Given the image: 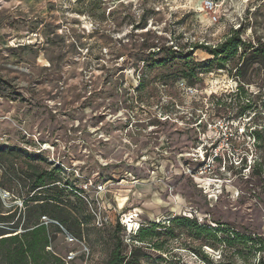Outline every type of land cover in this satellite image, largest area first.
<instances>
[{"label":"rangeland","instance_id":"rangeland-1","mask_svg":"<svg viewBox=\"0 0 264 264\" xmlns=\"http://www.w3.org/2000/svg\"><path fill=\"white\" fill-rule=\"evenodd\" d=\"M210 1L0 0V211L25 210L19 167L59 168L97 227L61 226L66 264H108L119 237L130 253L175 217L264 239V0ZM236 30V56L203 48ZM154 241L144 264H259L189 228Z\"/></svg>","mask_w":264,"mask_h":264},{"label":"trees","instance_id":"trees-1","mask_svg":"<svg viewBox=\"0 0 264 264\" xmlns=\"http://www.w3.org/2000/svg\"><path fill=\"white\" fill-rule=\"evenodd\" d=\"M241 45L245 44L239 30H236L222 45L214 49L208 46L203 48L209 50V53L215 57L223 55L234 57ZM256 50V52L262 51ZM254 63H258V61L255 60ZM250 128L253 129L251 135L255 142L259 141L264 126L254 122ZM233 142L234 140H231V147L236 149ZM216 147L217 143L212 145L211 149ZM6 151L9 149L0 147V158L6 157L9 160L10 157ZM209 157L210 154L207 155V158ZM217 161H222V159L217 158ZM244 167L247 165L245 164ZM19 170H21L20 180L25 182L20 189L21 192L26 191L27 198L23 203L25 210L15 207L8 212L0 211V264H66L65 260L52 248L53 239L57 234L63 233L61 226L69 231L77 229L78 236L82 239L83 232L97 230L95 215L87 209V203L80 195L65 186L67 184H62L59 168L47 171L33 163H28L25 169L19 167ZM72 197H74V201H72ZM42 218H48V222L43 221ZM188 228L195 230L199 235H207L208 239L213 238L231 251L234 250L235 243H241L244 248L250 250L256 249L260 253L259 264H264V239L261 237L240 235L234 230L222 229L221 225L217 229H213L207 225H201L195 218L187 216L175 217L170 221L169 226L161 223H153L151 227L139 226L136 232H132V241L133 244L144 245L137 247L139 245L137 244L130 253L125 252L124 240L119 237L111 250L108 264H144L142 260L147 256L146 248L161 250L158 242L154 241L157 229H172L174 231L175 229ZM219 233L223 235L226 233L225 239L219 238ZM203 258L205 264H214L209 254H204ZM218 264L236 263L228 260L226 256Z\"/></svg>","mask_w":264,"mask_h":264},{"label":"built area","instance_id":"built-area-1","mask_svg":"<svg viewBox=\"0 0 264 264\" xmlns=\"http://www.w3.org/2000/svg\"><path fill=\"white\" fill-rule=\"evenodd\" d=\"M206 5H207L208 8H211V9H213V7H214L213 2H211L210 0H207ZM212 145H214V144H212ZM217 158H218V155H216V154L213 155V161L217 160Z\"/></svg>","mask_w":264,"mask_h":264},{"label":"bare ground","instance_id":"bare-ground-1","mask_svg":"<svg viewBox=\"0 0 264 264\" xmlns=\"http://www.w3.org/2000/svg\"><path fill=\"white\" fill-rule=\"evenodd\" d=\"M158 201V203H161L162 201L161 200H157Z\"/></svg>","mask_w":264,"mask_h":264}]
</instances>
